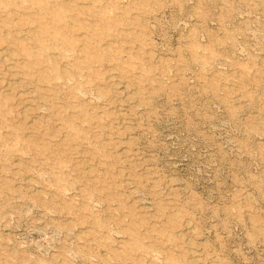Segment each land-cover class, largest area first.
<instances>
[{"label": "rangeland", "instance_id": "obj_1", "mask_svg": "<svg viewBox=\"0 0 264 264\" xmlns=\"http://www.w3.org/2000/svg\"><path fill=\"white\" fill-rule=\"evenodd\" d=\"M0 264H264V0H0Z\"/></svg>", "mask_w": 264, "mask_h": 264}, {"label": "bare ground", "instance_id": "obj_2", "mask_svg": "<svg viewBox=\"0 0 264 264\" xmlns=\"http://www.w3.org/2000/svg\"><path fill=\"white\" fill-rule=\"evenodd\" d=\"M6 55V54H5ZM6 58H7V56H6Z\"/></svg>", "mask_w": 264, "mask_h": 264}]
</instances>
